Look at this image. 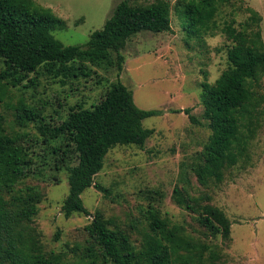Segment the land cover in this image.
I'll use <instances>...</instances> for the list:
<instances>
[{"label": "trees", "instance_id": "obj_1", "mask_svg": "<svg viewBox=\"0 0 264 264\" xmlns=\"http://www.w3.org/2000/svg\"><path fill=\"white\" fill-rule=\"evenodd\" d=\"M231 1L178 0L175 5V12L188 23V38L201 42L222 32L230 42L228 67L215 82H203V118L209 122L211 136L192 170L205 187L222 183L228 170L246 161L263 113V17L249 6L250 16L241 28L236 19L220 25V7ZM171 14L167 0L150 4L123 0L86 44L65 45L53 32L66 28L67 23L51 8L35 0H0V101L8 96L10 84L20 85L31 73L78 78L89 77L92 66L122 71L128 40L145 30L171 31ZM174 112H185L192 123H201L190 108ZM161 113L160 109L139 107L133 91L120 79L111 82L91 107L83 103L71 106L59 124L25 103L17 107L15 123H8L0 113V264H73L71 254L86 264H225L212 238L229 240L232 222L222 208L211 203L209 193L195 195L180 185L174 189L175 202L194 214L205 230L202 238L187 235L186 226L170 223L150 207L147 231L137 243L127 230L112 226L100 211L92 214L85 206L82 194L86 189L95 186L107 191L95 178L109 151L118 145L145 148L155 129L144 127L143 121ZM32 122L52 155L49 162L39 160L36 143H31L25 129H16ZM59 139L72 147L52 145ZM50 162L58 168L64 166L69 173V193L62 204L65 216L83 213L91 217L85 226V242L69 250H47L33 223L43 193L26 180Z\"/></svg>", "mask_w": 264, "mask_h": 264}, {"label": "rangeland", "instance_id": "obj_2", "mask_svg": "<svg viewBox=\"0 0 264 264\" xmlns=\"http://www.w3.org/2000/svg\"><path fill=\"white\" fill-rule=\"evenodd\" d=\"M35 1L66 21V28L53 33L65 45H74L86 44L94 31L104 28L123 0ZM130 1L150 4L157 0ZM167 1L172 7V30L159 33L145 30L131 37L123 50L122 71L117 67L92 66L94 72L89 77L78 78L31 73L20 85H9L8 96L0 101V113L8 123H15L17 107L25 103L59 124L71 106L83 103L91 107L111 82L120 79L133 91L139 107L160 109L162 113L143 121L144 127L155 129L145 148L118 145L109 151L102 171L95 178L107 191L95 186L86 189L82 194L85 206L92 214L100 211L112 226L127 230L137 243L147 231L146 213L150 207L159 210L170 223L186 226L187 235L202 238L205 230L194 214L175 202L174 189L180 185L195 195L209 193L211 203L222 208L232 222L229 240L222 236L212 238L223 253L225 264H264V103L246 161L228 170L222 183L202 186L192 167L211 136L209 122L203 118V82H215L228 67L230 42L222 32L201 42L188 38V23L175 12L178 0ZM249 6L263 17L264 38V0H232L220 7L218 23L224 25L236 19V26L241 28L250 16ZM260 84L264 92V76ZM185 108H190L201 123H192L185 112H174ZM35 126L32 122L27 128L16 129L21 132L25 129L28 139H33L31 143H36L39 160L49 162L52 155ZM52 145L72 147L60 139ZM68 176L67 168H58L50 162L39 174L26 180L43 193L33 223L40 230L47 250H69L86 240L85 226L91 217L74 213L68 218L62 211L69 193ZM72 255L69 260L73 264H86Z\"/></svg>", "mask_w": 264, "mask_h": 264}]
</instances>
